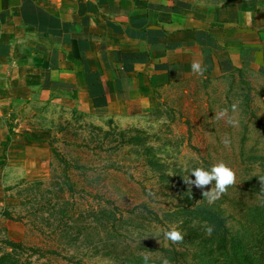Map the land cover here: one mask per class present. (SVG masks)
I'll return each mask as SVG.
<instances>
[{"label":"rangeland","instance_id":"obj_1","mask_svg":"<svg viewBox=\"0 0 264 264\" xmlns=\"http://www.w3.org/2000/svg\"><path fill=\"white\" fill-rule=\"evenodd\" d=\"M156 99V107L146 113L113 116L84 113L55 94H32L12 104L0 125L1 131L11 126L14 132L5 147L1 143L7 136L0 138V160H5L0 167V264H119L100 257L103 245L134 249L143 238L153 246L142 249L165 247L170 223L164 224V212L183 199L172 197L176 189L209 203L203 192L211 191L215 181L203 188L184 181L195 180V168L210 170L223 162L234 171L235 184L215 201L226 217L255 204L256 195L264 199V67L202 76L191 72L159 90ZM222 109L228 115L216 119ZM124 131L152 137L149 141L164 148L158 153L170 158L165 160L177 167L181 180L159 184L140 162L117 157V135ZM113 163L127 166L108 176L97 173ZM167 174L172 176L170 169ZM101 208L134 222L118 234L117 221L109 230L91 216ZM244 250L251 261L264 264V249Z\"/></svg>","mask_w":264,"mask_h":264},{"label":"crops","instance_id":"obj_2","mask_svg":"<svg viewBox=\"0 0 264 264\" xmlns=\"http://www.w3.org/2000/svg\"><path fill=\"white\" fill-rule=\"evenodd\" d=\"M193 60L212 74L263 68L264 1L0 0V125L37 93L84 113H146Z\"/></svg>","mask_w":264,"mask_h":264},{"label":"trees","instance_id":"obj_3","mask_svg":"<svg viewBox=\"0 0 264 264\" xmlns=\"http://www.w3.org/2000/svg\"><path fill=\"white\" fill-rule=\"evenodd\" d=\"M7 132L6 140L1 143L3 147L8 144L10 136L14 134L11 126L7 127ZM116 140L114 151H116L117 157L124 154L140 162L150 173H153L154 177L158 178L159 184H169V182L181 180L177 171H174V168L177 167L167 163L165 160L167 157L158 153L159 151L164 152V148L149 141L153 140L152 137L139 133L128 135L124 131L117 135ZM167 159L170 162V158ZM4 163L3 157L0 160V167ZM124 166L127 165L113 163L97 173L102 172L108 176L111 170L123 172ZM168 169L171 170V177L167 174ZM175 196H180L183 199L176 207L164 212L166 215L164 224L170 223L167 230L172 227L179 230L184 235L183 242L174 244L166 240L165 247L160 245L154 246L152 249H142L144 245L153 246L143 238L138 239L137 243H139L134 249L130 246L117 249L120 243H109L103 245V249L98 252L101 254L100 257L108 258L119 264H162L165 258L170 261V264H258L254 260L251 261L245 250L242 252L241 249H264V199H261L260 195L255 196L258 199L255 200V204L244 207L239 213L233 216L227 215V217L216 202L210 204L207 201L206 203L196 202V197L190 191L183 192L176 189V193L172 197ZM90 214L97 221L104 222L107 227L109 226V230H115L117 221L118 234H121L120 228L127 229L134 222L127 221L122 213L116 215L107 208L91 211ZM157 222L159 224L158 220ZM206 225L214 226L210 237L206 235ZM13 246L20 247L19 244H13ZM186 250H191L190 254L184 255ZM154 253H158L161 257L149 256ZM188 256L191 259L185 261V257ZM5 257H9V255Z\"/></svg>","mask_w":264,"mask_h":264},{"label":"clouds","instance_id":"obj_4","mask_svg":"<svg viewBox=\"0 0 264 264\" xmlns=\"http://www.w3.org/2000/svg\"><path fill=\"white\" fill-rule=\"evenodd\" d=\"M191 69L194 73L203 75L206 68L202 66L201 61L193 60L191 64ZM236 106L233 105L232 109L235 111ZM228 115V109H222L216 114V119H223ZM228 123L233 124L234 121L231 117L228 118ZM227 145L229 141H222ZM191 175L195 177V180H191L188 177L184 178L186 184L195 185L197 188H203L208 186L212 181H215V187L211 191L203 192L204 198H207L209 203H214L219 200L221 196L226 193L227 188L235 184V173L232 169L227 167L223 162L214 165L210 170H205L203 168H195L191 171ZM260 181L264 183V177L260 178ZM214 231V226H205V232L207 236H211ZM164 237L166 240L171 241L174 244L181 243L184 241V235L172 227L170 230L164 232ZM162 264H170V261L165 258Z\"/></svg>","mask_w":264,"mask_h":264}]
</instances>
